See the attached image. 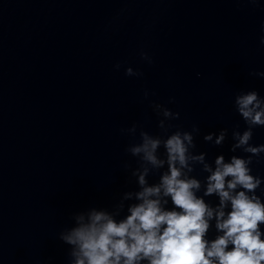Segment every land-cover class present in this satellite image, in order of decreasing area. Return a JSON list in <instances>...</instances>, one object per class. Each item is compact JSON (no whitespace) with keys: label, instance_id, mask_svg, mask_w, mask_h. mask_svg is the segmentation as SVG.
I'll return each instance as SVG.
<instances>
[{"label":"water","instance_id":"water-1","mask_svg":"<svg viewBox=\"0 0 264 264\" xmlns=\"http://www.w3.org/2000/svg\"><path fill=\"white\" fill-rule=\"evenodd\" d=\"M262 20L248 0H0V264H66L57 234L70 215L135 187L124 149L138 138L121 129L158 132L151 103L197 127L209 160L230 156L235 93L264 96L249 75L264 72ZM221 128V148L203 142Z\"/></svg>","mask_w":264,"mask_h":264},{"label":"clouds","instance_id":"clouds-1","mask_svg":"<svg viewBox=\"0 0 264 264\" xmlns=\"http://www.w3.org/2000/svg\"><path fill=\"white\" fill-rule=\"evenodd\" d=\"M248 3L264 11L260 0ZM259 32L264 46V20ZM138 54L152 63L143 50ZM124 75L142 73L128 66ZM249 75L264 78L260 71ZM150 107L159 117L158 132L136 123L121 129L138 138L124 149L135 160V167L123 166L135 187L110 208L90 206L70 215L57 234L66 264H264V175L258 168L264 144L253 141L254 130L264 128V96L255 89L235 93L232 107L243 128L231 130V155L220 152L211 160L197 149V127L174 126L178 113L159 103ZM228 139L227 128L202 136L215 148Z\"/></svg>","mask_w":264,"mask_h":264}]
</instances>
